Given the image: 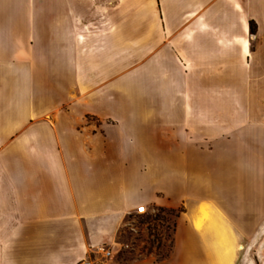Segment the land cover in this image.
Segmentation results:
<instances>
[{
    "label": "crops",
    "instance_id": "0c3cea01",
    "mask_svg": "<svg viewBox=\"0 0 264 264\" xmlns=\"http://www.w3.org/2000/svg\"><path fill=\"white\" fill-rule=\"evenodd\" d=\"M85 259L264 264V0H0V264Z\"/></svg>",
    "mask_w": 264,
    "mask_h": 264
},
{
    "label": "rangeland",
    "instance_id": "374dc122",
    "mask_svg": "<svg viewBox=\"0 0 264 264\" xmlns=\"http://www.w3.org/2000/svg\"><path fill=\"white\" fill-rule=\"evenodd\" d=\"M74 114L76 113L73 110ZM175 216V212L147 210L146 215L133 219L127 228L121 231L114 255L128 261L149 256L157 260L164 259L172 245ZM91 258L93 259L92 254Z\"/></svg>",
    "mask_w": 264,
    "mask_h": 264
},
{
    "label": "built area",
    "instance_id": "2783aa9c",
    "mask_svg": "<svg viewBox=\"0 0 264 264\" xmlns=\"http://www.w3.org/2000/svg\"><path fill=\"white\" fill-rule=\"evenodd\" d=\"M135 213L139 216H144L147 214V208L145 206H138L136 208ZM127 248V246H125ZM97 252L102 256L103 259H108L111 256V251L105 247H99L96 249ZM79 264H91V261L88 259H85L81 261Z\"/></svg>",
    "mask_w": 264,
    "mask_h": 264
},
{
    "label": "trees",
    "instance_id": "16d2710c",
    "mask_svg": "<svg viewBox=\"0 0 264 264\" xmlns=\"http://www.w3.org/2000/svg\"><path fill=\"white\" fill-rule=\"evenodd\" d=\"M252 31V30H251Z\"/></svg>",
    "mask_w": 264,
    "mask_h": 264
}]
</instances>
